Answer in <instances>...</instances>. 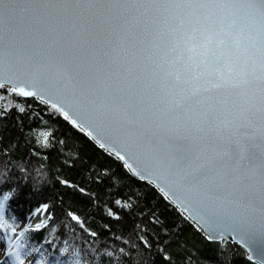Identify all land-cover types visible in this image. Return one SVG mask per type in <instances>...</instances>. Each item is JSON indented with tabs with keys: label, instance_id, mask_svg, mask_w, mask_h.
I'll use <instances>...</instances> for the list:
<instances>
[{
	"label": "snow or ice",
	"instance_id": "6c2138e0",
	"mask_svg": "<svg viewBox=\"0 0 264 264\" xmlns=\"http://www.w3.org/2000/svg\"><path fill=\"white\" fill-rule=\"evenodd\" d=\"M0 168V264H264V0H0Z\"/></svg>",
	"mask_w": 264,
	"mask_h": 264
},
{
	"label": "trees",
	"instance_id": "16d2710c",
	"mask_svg": "<svg viewBox=\"0 0 264 264\" xmlns=\"http://www.w3.org/2000/svg\"><path fill=\"white\" fill-rule=\"evenodd\" d=\"M78 144L75 141L69 140L67 143V148L66 151L68 152H75L78 149ZM25 199L26 196L22 195L20 197V205H24L25 203ZM26 207V206H25ZM25 207H14L13 208V212L14 214H16L19 218H23L24 216H26V210ZM56 222L53 223L50 221L49 227H54L57 229V233L61 232V231H67L69 233H71L73 231V229L69 226H66V222L61 223L60 221L62 220V218H55ZM26 244L30 247L32 246V241L33 240H39L42 237L39 234H33V233H26ZM233 248L236 249V255L234 256V260H235V264H252L247 260V255L245 254V252L237 247L236 245L233 244Z\"/></svg>",
	"mask_w": 264,
	"mask_h": 264
},
{
	"label": "clouds",
	"instance_id": "9594fccd",
	"mask_svg": "<svg viewBox=\"0 0 264 264\" xmlns=\"http://www.w3.org/2000/svg\"><path fill=\"white\" fill-rule=\"evenodd\" d=\"M2 175H3V169L2 168H0V178H2ZM47 180V176L43 173V172H41L40 174H39V179H38V183H43V182H45ZM26 238H24V240L22 241V242H24L25 243V245H26V247L28 246L27 244H26ZM25 264H30V260H26L25 261Z\"/></svg>",
	"mask_w": 264,
	"mask_h": 264
},
{
	"label": "water",
	"instance_id": "95a60500",
	"mask_svg": "<svg viewBox=\"0 0 264 264\" xmlns=\"http://www.w3.org/2000/svg\"><path fill=\"white\" fill-rule=\"evenodd\" d=\"M233 244L236 245L237 247L241 248V249L246 253V255L248 256L247 249L244 248L243 245L239 244L238 241H234ZM247 260H248V259H247ZM248 261H249V260H248ZM249 262L252 263V264H255V261H249Z\"/></svg>",
	"mask_w": 264,
	"mask_h": 264
},
{
	"label": "bare ground",
	"instance_id": "6f19581e",
	"mask_svg": "<svg viewBox=\"0 0 264 264\" xmlns=\"http://www.w3.org/2000/svg\"><path fill=\"white\" fill-rule=\"evenodd\" d=\"M246 254V253H245Z\"/></svg>",
	"mask_w": 264,
	"mask_h": 264
}]
</instances>
